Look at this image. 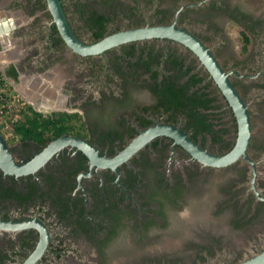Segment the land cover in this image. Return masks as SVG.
<instances>
[{
  "label": "flooded vegetation",
  "instance_id": "obj_1",
  "mask_svg": "<svg viewBox=\"0 0 264 264\" xmlns=\"http://www.w3.org/2000/svg\"><path fill=\"white\" fill-rule=\"evenodd\" d=\"M173 1V5L167 8L164 6V0H118L119 3L142 9L140 15L131 19L129 26L123 25L121 29L162 24L158 23L157 19L165 15L167 22L164 23L177 21L178 25L195 33L209 47L211 45L208 43L210 44L211 40L221 47L225 45L222 40L226 42L227 47L229 45L222 18L226 20L228 18L238 25L240 30H249L253 41L244 61L240 62L241 67L235 64L238 61L236 59L230 61L227 67H223L230 73L231 80L237 83L235 86L248 104L252 126L254 110L251 100L261 98L257 106L259 117L264 120V49L260 48L264 45L262 12L255 11L254 14L251 12L252 9L232 0ZM1 9L2 7H0L2 46L11 35L12 20L5 18ZM158 9L162 13L157 18ZM196 10L206 11L209 25L198 22L203 18L192 14ZM149 11L151 13H147ZM143 15L145 23L140 19ZM214 15L218 19H213ZM137 19L140 22H137ZM53 24L52 19L48 25L49 38L52 39L49 43L52 44L57 42L60 36L53 34ZM239 38L242 47L240 31ZM171 42L188 52L186 63L195 64L190 75L197 72L205 77L200 84L209 85L207 97L216 96V99L210 101L212 107L208 109L200 107V111L207 114L212 132L203 131L194 138V131L187 129L191 127L189 126L191 118L187 114L176 112L174 109L165 110L162 106H158L157 96L147 86L142 85V77L149 78L152 74V72L144 73V67L114 74L111 68L104 66L105 72L111 70L110 73L104 74V80H108L110 88H104L102 93L99 89L93 90L94 93L88 90V93L83 92L79 95L76 102L68 100L67 104H64L65 108H62L63 103L60 102V106L53 108L56 110L52 111L79 112L83 116V121L73 122L81 125L75 132L62 133L58 137L80 136L94 144L102 154L114 156L142 130L161 122L179 126L193 140L212 153L224 154L231 150L238 136L235 113L209 71L200 60L194 61L198 57L184 44L169 38H153L127 42L98 55L83 56L73 52L78 57L101 56L104 65H110L121 63L120 57L124 54L127 45L156 44L159 48ZM253 47H256L255 50L260 49L259 56L252 52ZM167 51L168 48L159 50L160 54L169 53ZM177 53L180 54L178 51ZM106 54L109 56L105 57ZM151 58L154 59L153 62L159 63V67L164 66L165 57ZM19 65V63L13 65L17 72ZM156 68L157 64L154 66V69ZM10 71L11 69L8 70L9 74ZM158 76L161 82L163 74L159 73ZM116 80L119 81L118 86L114 82ZM185 80H188V77ZM71 83L72 87L74 83ZM141 88L150 93L152 101L138 96L137 93L142 92L138 91ZM67 107H72L74 110H69ZM254 140L252 136L248 154L255 161L256 185L264 195V143H255ZM10 146L15 158L19 162H26L46 145L41 147L34 142L19 140L15 145L10 144ZM118 171L119 174L112 168L91 166L90 158L81 149L72 145L64 146L34 173L17 176L7 174L0 169V181L2 180L1 184L5 191L12 193L15 189L29 197L25 200L21 196L16 198L13 194L0 196V217L8 220L37 218L45 223L50 233V242L36 264H52V259L56 261L60 257L68 256L70 253L76 254L78 251L86 254L96 252L101 258L102 255H107L108 251L114 253L111 244L125 237L133 243V246L127 245L132 252L136 251V254L142 256L136 258L135 264H201L187 256V247L191 245L199 251L209 252L212 246L218 245L225 235L220 229L227 223L228 210L233 214L237 227L243 226L254 215L264 218V200H259L252 189L253 166L243 157L225 167L205 165L176 143L172 137L158 135L120 164ZM236 171L237 178L234 173ZM215 172L221 178H214ZM223 178L227 181L221 185L218 180ZM216 179L217 183L211 182ZM217 187L225 193L230 191L227 200L216 196ZM205 192L210 193L208 196L213 204L210 213L213 214L214 207H217L216 211L219 212H215L219 216L203 215L207 211L205 204L195 207L202 203L200 199ZM153 194H157L159 203L152 199ZM159 204L162 206L160 212L156 211ZM187 207L192 208L196 215H191L192 212H189L190 209ZM208 218L211 221H208ZM190 219L193 220L192 223L187 221ZM187 232L191 233L189 242L176 241V235ZM39 239L40 232L35 227L0 229V264H22L36 248ZM260 246V249L258 248L259 250L250 257L264 249V240ZM238 261L241 260L221 261L220 264ZM98 262L103 263L100 259Z\"/></svg>",
  "mask_w": 264,
  "mask_h": 264
},
{
  "label": "rangeland",
  "instance_id": "obj_2",
  "mask_svg": "<svg viewBox=\"0 0 264 264\" xmlns=\"http://www.w3.org/2000/svg\"><path fill=\"white\" fill-rule=\"evenodd\" d=\"M63 1L64 4L66 3L67 5L69 17L74 23V27L77 28L79 36L83 39V41L91 42V34L88 32L87 29L83 28V22L79 20V13L76 11L75 6L77 0ZM232 1H234L235 3H239L242 6H246L250 10L252 9L251 12H253L254 14L256 13L255 11H261V15H263L264 17V0ZM173 2V0H164V6L168 8L173 5ZM37 4H44V0H0V7H2L1 11L4 12V17H7L12 20V32L10 37H8V39L2 43V46L0 42V71L3 73L5 79L7 80L8 85L11 86L16 92L20 93L24 101L31 103L33 106L36 107L37 104L34 101L26 98L27 94H25L23 89L26 86V88L29 89L28 86L30 84H33L35 86L33 90L36 93H41L42 87L38 89L37 85H44V87L52 91L50 93V98L45 93H42V96L45 97L46 102H49L52 106H54L53 103H55V101H58L60 103H63L61 104L63 106L62 108H65L64 104L68 100H73L74 102H76L79 98L78 96L81 95L83 92L88 93V90L92 92L93 90L99 89V91H101L102 93L104 91V88H110L111 85L107 83L108 80H104V74L110 73L111 70H107L105 72V68L103 67V57H78V55H76L71 49L67 47L65 42L62 40L61 36H58L57 42L59 43H49V41L52 39L49 38L50 32L48 30V25L52 20V16L47 7L39 8V5ZM205 12V10H196V12H193L192 14L197 17H201L205 20H208L207 14ZM147 13L151 12L149 11ZM216 18L218 19V17L214 15L213 19ZM0 19H2V17ZM140 19H143L142 23H145L144 15ZM170 19L172 20L173 18ZM222 19L226 35L229 38L228 47L226 46V42L224 43L223 40L222 42L225 45L222 47L215 44L213 40H211V43H208V45H211L210 47L213 50V53L219 59L222 66L227 67L230 61L233 62L235 61L234 59H236L238 61H236L237 63L235 64L241 67L240 62L242 60L244 61L246 54H242L241 51L242 47L239 40L240 28L238 25L228 20V18L227 20L225 18ZM216 39L217 38L215 37V41ZM253 48L252 52L254 54H257L256 56H259L258 53L260 52V49L255 50L256 47ZM260 48L264 49V45H262V47L260 46ZM10 51H14L16 55L14 56V58L12 57L8 61L4 62L3 58L6 55V52ZM104 56L107 57L109 56V54H106ZM16 63L20 64L18 66L19 72H17V76H14L12 74H9L8 70L11 69L12 71L14 67L13 65ZM43 66L46 67L44 68ZM54 82H56V84H54ZM71 82L74 83L72 87L70 86L72 85ZM114 82L118 86L119 81L116 80ZM25 84L27 85L25 86ZM138 91H142L137 93L139 97L142 96L146 97L150 101L153 100L152 96L150 95V93H148V91L143 90V88ZM251 97L252 96H249V98ZM40 98L38 99H43ZM260 99L261 98H256L254 99V101L251 100V106L254 110L252 112V118L254 123L252 136L255 139V143L263 144L264 120L260 119V112L257 106L260 102ZM45 100L42 101L45 102ZM37 108L39 109V111L45 113H49L52 110H56L53 108L47 109L46 107L42 106H39ZM67 108H69V110H74L72 109V107ZM9 141L12 145H15L18 142L17 139H9ZM234 173L235 178H237V171ZM245 175L248 176V174L246 173ZM214 178L218 179L221 178V176L219 174L216 175L215 172ZM217 179L211 182L217 183ZM218 181H220L219 184L222 185L227 180L223 178V180L219 179ZM243 191L245 192V190ZM209 192L212 194L211 190ZM209 192H205V194H202L203 197H200L201 199L199 198L200 202L202 201V203L198 206L196 205L195 207H199L205 204V206L207 207V211H205L203 215H205L206 217H209L210 215L211 217H216V215L219 216V214H217L219 211H216L217 207H214V215L210 213L213 204L210 202V198L208 196L210 194ZM215 192L217 194L216 196L220 199L227 200L230 196V191H226L225 193L224 190H221L218 187L215 188ZM244 192H238V194H244ZM227 194L229 196H227ZM187 209H190L188 211L192 212V215H196L194 213V210H191L192 208L187 207ZM233 219V214L230 213V211L228 210L226 220L227 223L223 228L220 229L225 235L221 239V242H218V245H214L210 248L212 251H199L196 247L188 245L187 256L194 259V261L196 262L199 261L201 264H220L222 263L221 261L230 262L239 259L244 260L245 258L250 257L252 254L257 252L260 249L259 247H261L260 243L264 240V218L261 216L259 217L258 215H254L251 220H249L243 226L238 227L235 226V221ZM207 220L211 221V219L209 218ZM187 221L192 223L193 220L190 219ZM176 236L177 242H189L191 233L187 232L186 234L182 233ZM135 242L137 243V241ZM128 244L133 246L132 241H130V239H127L126 237L121 241L117 240L115 244L113 242L111 246L113 247L115 252L110 253L108 251L105 258H103L102 256L100 258V255H98L96 252H94V254H86V252L84 253L78 251L76 252V254L70 253L68 256L60 257L56 261L52 259L51 262L52 264H99L98 260L100 259V261L102 260L103 262L102 264H135L136 260L141 258L142 256H139L140 254H136V251L132 252V250L127 246Z\"/></svg>",
  "mask_w": 264,
  "mask_h": 264
},
{
  "label": "water",
  "instance_id": "obj_3",
  "mask_svg": "<svg viewBox=\"0 0 264 264\" xmlns=\"http://www.w3.org/2000/svg\"><path fill=\"white\" fill-rule=\"evenodd\" d=\"M47 8L51 13L60 36L68 48L79 55L91 56L104 53L106 50L121 44L153 39L169 38L176 40L191 49L201 63L209 71L213 80L231 105L237 122L238 136L235 145L224 154H215L205 149L179 126L161 123L152 125L138 134L123 150L114 156L102 154L99 149L85 138L77 135L60 136L50 141L40 152L26 162H19L12 151L10 144L0 131V169L10 175H25L34 173L44 166L53 155L64 146L72 145L81 149L91 160V166L112 168L118 172V166L127 161L135 152L151 142L158 135L172 137L176 143L187 150L201 163L214 167H225L235 163L240 158H246L253 166L252 189L259 200H264L257 185V170L255 161L248 154L251 143L253 126L248 104L233 83L230 73L222 66L211 48L195 33L177 24H147L139 27L121 29L106 35L95 42H85L74 32L62 0H46ZM36 108V106H34ZM37 109V108H36ZM38 110V109H37ZM192 215V214H191ZM194 219V218H193ZM35 227L40 232V239L36 248L22 264H36L47 250L50 242V233L41 220L37 218L24 220H8L0 217V229H23ZM232 264H264V249L256 255Z\"/></svg>",
  "mask_w": 264,
  "mask_h": 264
},
{
  "label": "trees",
  "instance_id": "obj_4",
  "mask_svg": "<svg viewBox=\"0 0 264 264\" xmlns=\"http://www.w3.org/2000/svg\"><path fill=\"white\" fill-rule=\"evenodd\" d=\"M75 6L76 11L79 13V20L83 22V28L87 29L92 36L91 42L98 41L108 34L121 30L123 25L129 26L131 19L140 15L142 10L135 6H127L126 4L119 3L118 0H77ZM45 7H47L46 0H44V4H39V8ZM64 7L74 32L82 39L69 17L66 3ZM157 11L156 17L158 18L162 11L159 9ZM137 22L140 21L137 19ZM157 22H167L166 16L164 15L157 19ZM198 22L210 24L205 19H199ZM53 34L60 35L55 23L53 24ZM240 34L243 42L242 52L246 54L251 49L253 37L249 30L246 29H241ZM165 48H168L167 52L169 53L160 54L159 50H164ZM123 52L124 54L120 57L121 63L106 64L103 67L107 66L108 69L111 68L114 74L132 68L138 70V68L144 67V73L152 72V74L149 78L142 77V85L147 86L157 96L158 106H162L165 110L174 109L176 112L187 114L191 118L189 120V126L191 127L187 129L194 131V138L198 133L203 131L212 132L211 125L208 123L207 114L202 113L200 107L204 109L212 107L210 101L216 99V96L211 98L207 97V87L209 85L200 84V82H203L204 76H200L197 72L190 75L195 64L192 65L185 62L189 57L186 50L180 49L178 45L172 42L159 48L156 44H138L137 46L133 43L131 46L127 45ZM152 56L159 58L165 57L164 66L159 67V63L153 62L154 59L151 58ZM197 60L199 59H194V61ZM156 64L157 68L154 69ZM159 73L163 74V80L161 82L159 81ZM11 74L17 76V71L13 68ZM187 77L188 80H185ZM183 80L185 81L183 82ZM233 83L235 84L236 82L233 80ZM10 90L14 89L10 86ZM77 121H83V116L79 112L52 111L45 113L37 110L31 103L25 101L21 117L14 124L13 131L17 141L34 142L42 147L62 133L75 132L81 126L73 123ZM7 141L11 143L8 138ZM1 182L2 180L0 181V187L2 186L0 196L5 197L13 194L16 198L19 196L25 200L29 198L15 189L12 190V193L5 191ZM156 195L153 194L152 199L158 202L159 199ZM164 197L167 198L165 195ZM159 205L156 208L158 212L162 208L161 204ZM116 216L118 217V215ZM100 251L102 252V249ZM105 256L102 255L104 258Z\"/></svg>",
  "mask_w": 264,
  "mask_h": 264
},
{
  "label": "built area",
  "instance_id": "obj_5",
  "mask_svg": "<svg viewBox=\"0 0 264 264\" xmlns=\"http://www.w3.org/2000/svg\"><path fill=\"white\" fill-rule=\"evenodd\" d=\"M24 102L20 93L10 90L7 80L0 71V131L6 139H16L13 127L21 117Z\"/></svg>",
  "mask_w": 264,
  "mask_h": 264
},
{
  "label": "bare ground",
  "instance_id": "obj_6",
  "mask_svg": "<svg viewBox=\"0 0 264 264\" xmlns=\"http://www.w3.org/2000/svg\"><path fill=\"white\" fill-rule=\"evenodd\" d=\"M15 13V12H14ZM19 47V46H18ZM17 48V47H16ZM15 49V48H14ZM8 50V49H7ZM16 55V53L14 52V51H10V52H6V55L4 56V58H3V61L4 62H6V61H8L10 58H14V56ZM52 77V76H51ZM46 78V77H45ZM50 78V77H49ZM57 80V79H56ZM47 81V80H46ZM54 84H56V82H54ZM23 85H24V80H23ZM47 85V84H46ZM49 85V84H48ZM26 86V85H25ZM27 87V86H26ZM26 87H24V89H23V91L25 92V94H27L26 95V98L27 99H30V100H32V101H34L36 104H37V107H39V106H42V107H46L47 109H52V108H55L56 106H60V103L58 102V101H55L57 104H54L53 103V105L54 106H52L49 102H46V100H45V97H43L42 96V93H45L49 98H50V93L52 92L51 90H49L48 88H46V87H44V85H42V86H39V85H37V88L39 89V88H41L42 87V90H41V93L39 92V94L38 93H36L34 90H32V89H27ZM54 87V86H53ZM56 89V88H55ZM54 92V91H53ZM43 98V99H41V98ZM38 98H40L41 100H39ZM52 99V98H51ZM42 100H45V102L44 101H42ZM36 107V108H37ZM38 109V108H37ZM39 110V109H38ZM41 110V109H40ZM203 219V218H202ZM200 222V221H199Z\"/></svg>",
  "mask_w": 264,
  "mask_h": 264
},
{
  "label": "crops",
  "instance_id": "obj_7",
  "mask_svg": "<svg viewBox=\"0 0 264 264\" xmlns=\"http://www.w3.org/2000/svg\"><path fill=\"white\" fill-rule=\"evenodd\" d=\"M58 81H60V80H58ZM25 85H27V84H25ZM35 85H36V84H35ZM28 87H29V89H32V90H33L35 86H34L33 84H30ZM27 94H28V93H27ZM38 94H39V93H38ZM54 104H57V103L55 102Z\"/></svg>",
  "mask_w": 264,
  "mask_h": 264
}]
</instances>
